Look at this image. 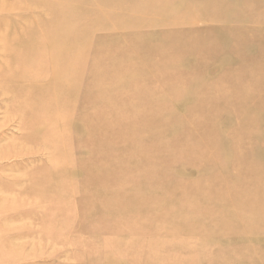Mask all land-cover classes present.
Listing matches in <instances>:
<instances>
[{"label":"rangeland","instance_id":"374dc122","mask_svg":"<svg viewBox=\"0 0 264 264\" xmlns=\"http://www.w3.org/2000/svg\"><path fill=\"white\" fill-rule=\"evenodd\" d=\"M263 25L264 0H0V264H264Z\"/></svg>","mask_w":264,"mask_h":264},{"label":"bare ground","instance_id":"6f19581e","mask_svg":"<svg viewBox=\"0 0 264 264\" xmlns=\"http://www.w3.org/2000/svg\"><path fill=\"white\" fill-rule=\"evenodd\" d=\"M259 9H261V8H259ZM261 17H262V16H261ZM262 23H263V22H262ZM259 25H260V23H259ZM260 26H261V25H260ZM263 26H264V25H263ZM240 27H241V26H240ZM9 46H10V45H9ZM62 46H63V45H62ZM64 46H65V45H64ZM64 46H63V47H64ZM65 48H66V46L64 47V49H65ZM120 55H121V54H120ZM125 61H126V60H125ZM52 78H53V77H52ZM176 92H177V91H176ZM43 94H44V93H43ZM47 97H49V95H48ZM169 97H170V96H169ZM53 98H54V97H53ZM53 98H52V100L54 101ZM55 99H56V98H55ZM202 99H203V98H202ZM35 100H36V99H35ZM35 100H34V101H35ZM52 100H51V102H52ZM62 100H64V99H62ZM62 100H60V102H59L58 104H61V101H62ZM36 101H37V100H36ZM36 101H35L34 103H36ZM40 101H42V100H40ZM40 101H39V103H40ZM48 101H49V100H48ZM46 102H47V99H46V101H45L44 103L46 104ZM51 102H50V103H51ZM54 102H55V101H54ZM63 102H64V101H63ZM34 103H33V104H34ZM47 103H48V102H47ZM50 103H48V104H50ZM40 104H41V103H40ZM40 104H38V105H40ZM58 104H57V105H58ZM65 104H66V103H65ZM69 104H70V103H68V105H69ZM203 104H204V103H203ZM42 105H43V104H42ZM46 105H47V104H46ZM66 105H67V104H66ZM35 107H38V106L35 105ZM35 107H34V109H35ZM53 107H54V106H53ZM68 107H70V106H68ZM42 108H43V106H42ZM36 109H38V108H36ZM36 109H35V110H36ZM45 109H46V108H45ZM70 109H71V108H70ZM70 109L68 110V112L72 111V110H70ZM35 110H34V111H35ZM41 110H42V109H41ZM41 110H40V111H41ZM64 110H65V109H64ZM66 111H67V110H66ZM37 112H38V111H37ZM41 112H42V111H41ZM44 112H45V110H44ZM34 113H36V111H35ZM42 113H43V112H42ZM48 113L50 114V112H48ZM51 113H52V112H51ZM54 113H57V111H56V112L54 111ZM58 113H59V112H58ZM36 115H38V114L36 113ZM40 115H41V114H40ZM51 115H52V114H51ZM58 116H59V115H58ZM45 117H46V116H45ZM51 117H52V116H51ZM47 118L49 119V117H47ZM45 119H46V118H45ZM48 119H47L46 121H50V120H48ZM59 120H60V118H59ZM194 120H195V118H194ZM60 121H61V120H60ZM192 121H193V120H192ZM39 122H40V121H39ZM113 122H114V121H112L111 123H113ZM193 122H194V126H195V125H196V124H195V121H193ZM65 124H66V123H65ZM67 124L69 125V123H67ZM36 126L38 127V125H36ZM51 126H52V125H51ZM53 126L55 127V125H53ZM56 126H57V125H56ZM62 126H63V125H62ZM70 126H71V124H70ZM70 126H69V127H70ZM39 127H40V126H39ZM54 127H53V128H54ZM63 127H64V126H63ZM50 128H51V127H50ZM56 128H57V127H56ZM58 128H59V127H58ZM58 128H57V129H58ZM35 129H36V128H35ZM54 129H55V128H54ZM57 129H56V130H57ZM43 130H44V129H43ZM47 130H48V129H47ZM49 130H50V129H49ZM63 130H64V129H63ZM33 131H34V130H33ZM53 131H54V130H53ZM57 131H58V130H57ZM195 132H197V131H195ZM195 132H194V133H195ZM199 132H202V130L199 131ZM39 133H40V131H39ZM197 133H198V132H197ZM33 134H34V133H33ZM50 134H53V133H50ZM59 134H60V133H59ZM38 135H39V134H38ZM38 135H37V136H38ZM53 135H54V134H53ZM71 135H72V134H71ZM75 135H77V134H75ZM196 136H197V135H196ZM141 139H142V138H141ZM141 139H140V140H141ZM150 139H151V138H150ZM205 139H206V138H205ZM207 139H208V138H207ZM207 139H206V141H207ZM194 140H195V139H194ZM196 140H197V139H196ZM142 141H143V139H142ZM207 143H209V142H207ZM198 145H199V144H198ZM206 145H207V144H206ZM209 145H210V144H209ZM207 146H208V145H207ZM187 147H188V146H187ZM189 147H190V145H189ZM191 147H192V146H191ZM136 148H137V147H136ZM210 149H211V148H210ZM200 150H201V149H200ZM208 150H209V149H208ZM211 150H212V149H211ZM194 152H195V150H194ZM209 152L211 153V151H208V153H209ZM213 152H214V151H213ZM210 155H211V154H210ZM208 156H209V154H208ZM76 157H77V156H76ZM84 157H85V156H84ZM86 157H87V156H86ZM78 159H79V158H78ZM103 162H104V161H103ZM108 165H109V164H108ZM177 165H178V164H177ZM109 166H110V165H109ZM180 166H181V165H180ZM96 168H98V167H96ZM220 168H221V167H220ZM68 169H69V168H68ZM71 169H72V168H71ZM165 169H166V168H165ZM167 169H168V168H167ZM99 170H100V169H99ZM105 171H106V170H105ZM165 171H166V170H165ZM167 171H168V170H167ZM52 174H53V173H52ZM202 174H203V173H202ZM109 175H110V174H109ZM57 181H58V180H57ZM59 184H60V183H59ZM130 186H131V185H130ZM55 187H56V186H55ZM61 187H62V186H61ZM141 187H142V186H141ZM204 187H205V186H204ZM116 188H117V187H116ZM125 188H126V187H125ZM133 188H134V187H133ZM198 188H199V186H198ZM4 189H5V188H4ZM61 189H62V188H61ZM104 189H105V188H104ZM113 189H114V188H113ZM57 190H58V189H57ZM102 190H103V189H102ZM102 190H101V191H102ZM116 190H117V189H116ZM116 190H115V193H116ZM120 190H121V189H120ZM120 190H119V191H120ZM138 190H139V189H138ZM199 190H200V189H199ZM204 190H206V189L204 188ZM3 191H4V190H3ZM3 191H2V192H3ZM96 191H98V190H96ZM107 191H108V190H107ZM207 191H208V190H207ZM61 192H62V191H61ZM117 192H118V191H117ZM127 192H128V191H127ZM140 192H141V191H140ZM200 192H201V191H200ZM200 192H198V193H200ZM202 192H204V191H202ZM3 193L5 194V192H3ZM62 193H63V192H62ZM108 193H109V192H108ZM204 194H206V192H205ZM96 195H98V194H96ZM105 195H107V194H105ZM195 195H196V194H195ZM195 197H196V196H195ZM205 197H207V196H205ZM205 197H204V198H205ZM97 198H98V197H97ZM204 198H203V199H204ZM256 199H257V198H256ZM95 200H96V199H95ZM98 200H99V198H98ZM98 200H97V201H98ZM191 201H192V200H191ZM189 203H190V202H189ZM212 204H214V203H212ZM62 205H63V204H62ZM198 205H200V204H198ZM202 205H204V204H202ZM258 205H259V204H258ZM223 209H224V208H223ZM92 210H93V209H92ZM257 210H258V209H257ZM95 211H96V210H95ZM116 212H117V211H116ZM91 213H92V211H91ZM117 213H118V212H117ZM122 213H124V212H122ZM255 213H256V211L254 212V214H255ZM95 214H96V213H95ZM95 214H94V215H95ZM105 215H106V214H105ZM224 215H225V214H224ZM92 216H93V215H92ZM92 216H91V217H92ZM109 216H110V215H109ZM109 216H108V217H109ZM249 216H251V215L249 214ZM93 217H95V216H93ZM96 217H97V216H96ZM116 217H117V216H116ZM86 218H87V217H86ZM88 218H89V216H88ZM212 218H213V217H212ZM208 219H209V218H208ZM247 219H248V217H247ZM52 220H53V219H52ZM205 220H206V219H205ZM92 221H95V220H92ZM206 221H207V220H206ZM52 222H53V221H52ZM95 222H96V221H95ZM50 223H51V222H50ZM50 223H49V224H50ZM202 223H203V222H202ZM204 223H205V222H204ZM204 223H203V225H204ZM230 223H232V220H231ZM199 225H201V224L199 223ZM227 225H228V224H227ZM239 225H241V224H239ZM53 226H54V225H53ZM100 226H101V225H100ZM207 227H208V226H207ZM99 228H100V227H99ZM217 229H218V228H217ZM72 230H74V229H72ZM95 230H98V229H95ZM95 230H94V231H95ZM222 230H223V229H222ZM202 231H203V230H202ZM219 231H220V230H219ZM219 231H218V232H219ZM92 232H93V231H92ZM203 232H204V231H203ZM209 232H210V231H209ZM218 232H217V233H218ZM93 233H95V232H93ZM93 233H92V234H93ZM96 234H98V233H96ZM204 234H205V232H204ZM211 234H212V233H211ZM100 235H101V234H100ZM212 235H213V234H212ZM92 236H93V235H92ZM95 236H96V235H95ZM101 236H102V235H101ZM197 236H198V235H197ZM234 241H235V240H234ZM237 243L239 244V242H237ZM235 244H236V243H234V245H235ZM232 245H233V243H232ZM234 245H233V247H234ZM227 246H228V245H227ZM229 246H230V245H229ZM237 246H238V245H237ZM239 246H240V245H239ZM235 247H236V246H235ZM228 248H229V247H228ZM225 249H226V248H225ZM235 249H236V248H235ZM232 250H233V252H234V249H232ZM232 250H231V252H232ZM237 250H238V249H237ZM239 251H240V250H239ZM227 252H228V251H226V253H227ZM233 252H232V253H233ZM243 252H246V251H243ZM243 252H238V253H243ZM102 253H103V252H102ZM167 253H168V252H167ZM228 253H229V252H228ZM236 253H237V252H236ZM236 253H235V254H236ZM229 255H230V257H231V254H230V253H229ZM250 255H251V254H250ZM234 256H235V255H234V253H233V257H234ZM239 256H240V255H239ZM225 257H226V256L224 255V257H222V258L225 259ZM233 257H232V258H233ZM245 257H246V256H245ZM232 258H229V261H230V259L232 260ZM236 258H237V257H236ZM102 259H103V257H102ZM238 259H239V258H237V260H238ZM103 260H104V259H103ZM232 261H233V260H232ZM227 262H228V261L226 260V261L224 262V264H225V263L228 264ZM234 262H235V261H234ZM100 263H101V262H100ZM221 263H222V262H221ZM218 264H220V263H218ZM233 264H234V263H233ZM238 264H239V263H238Z\"/></svg>","mask_w":264,"mask_h":264}]
</instances>
